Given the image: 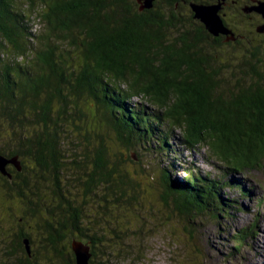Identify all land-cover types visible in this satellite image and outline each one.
Instances as JSON below:
<instances>
[{
	"label": "trees",
	"instance_id": "obj_1",
	"mask_svg": "<svg viewBox=\"0 0 264 264\" xmlns=\"http://www.w3.org/2000/svg\"><path fill=\"white\" fill-rule=\"evenodd\" d=\"M34 20L43 21V32L32 31ZM235 36H213L194 22L187 7L157 3L140 10L136 0H0V121L11 133V155L32 157L46 172V190L36 174L35 182L23 179L16 185L23 220L32 214L33 229L44 241L38 251L31 248L30 264H75L65 232L94 239L79 224V198L72 202L59 185L62 151L70 139L62 133L68 132L64 125L73 124L87 150L92 141L77 122L81 97L103 109L105 124L122 132L127 145L153 151V140H160L158 151L177 149L175 144L208 150L220 164L215 175L194 174L186 166L188 176L181 180L164 168L168 189L184 208L221 218L239 209L237 198L224 199L221 192L235 184L224 181L225 174L264 168V34L253 29ZM95 155L90 171L88 154L71 162L80 169L83 197L95 191L92 185L107 187L101 199L107 192L124 195L128 174L100 150ZM42 201L49 206L46 219ZM254 235V225L235 234V251L244 237ZM25 236L18 239L21 245Z\"/></svg>",
	"mask_w": 264,
	"mask_h": 264
},
{
	"label": "rangeland",
	"instance_id": "obj_2",
	"mask_svg": "<svg viewBox=\"0 0 264 264\" xmlns=\"http://www.w3.org/2000/svg\"><path fill=\"white\" fill-rule=\"evenodd\" d=\"M237 14H231L232 20L228 19L229 27H234L236 32L241 33L255 29V25L247 23L245 18ZM30 24L35 33L43 32L45 29L43 21L34 20ZM260 42H264V37ZM229 50H231L230 47L223 49L224 52ZM134 101L142 100L136 98ZM78 107L79 111H83L82 119L77 121L81 125V132H89L92 141L87 150L88 146L85 147L87 141L84 137H79V131H75L73 124L64 125L68 132L62 133L68 134L67 137L70 139H66L67 146H64L62 151L65 163L61 170L62 175H59V185L65 193L64 196L66 198L68 196L72 202L76 203L79 198L82 203L79 209L80 224L85 234H90L94 239L92 241L89 237H78L71 232H65L64 242L79 240L90 246L92 264H264V168L257 166L251 170L246 169L244 174L236 171L224 175V181L235 180L236 186L228 185L222 190V197L228 200L237 198L235 205L239 208L238 210L230 209L222 218L208 213V215L203 214L205 212L196 213L187 206L185 209L181 203L177 202L168 189L163 173L164 168L170 169L173 178L181 180L188 176L183 169H187L186 166L192 168L194 174L198 171H210L213 175L219 173L221 170L219 162L209 156L206 148L187 150L175 144L178 150L175 147H169L171 148L169 151L159 150L161 151L159 153L155 143H159L160 140H153L150 147L154 152L140 150L139 145L132 146L118 141L120 136L124 139L122 137L124 134L118 133L105 124L101 117L103 109L93 99L81 97ZM5 126V123L0 121V149L4 146L3 150L11 151L14 145L10 140L11 133L9 135L6 132ZM65 128L62 129L66 130ZM97 134L105 140L104 146L108 150L107 155L110 161L115 162V167L120 168L121 172L128 174L126 177L128 184L125 186L124 195H113L107 192L106 198L101 199L99 196H105L107 187L101 186L103 190H100L92 185L91 188L95 191L83 197L84 185L77 180L80 169L71 162L88 154L92 160L86 162L87 170L90 171V168L94 167L95 162L92 161L97 158L95 153L101 146L100 141L96 140ZM61 142L65 143L62 138ZM115 154H123V160H121L122 157H118L121 160L119 162ZM22 159L27 164L28 178L32 180L30 181L35 182L34 175H39L42 178L40 181L43 187L46 188V182L43 180L46 172L35 165L32 157L26 156ZM172 162H176L177 165L170 168ZM110 166L113 169L114 165ZM47 178L51 179L52 173L51 176L47 174ZM83 179L86 180V178ZM242 184L248 190L249 194L246 193L248 196H242L243 189L239 188H243ZM162 189L173 196L169 206L164 205L160 198ZM48 199L52 201V197L49 196ZM6 201L11 203V207L15 204L18 212L21 214L22 211L23 214L24 205L19 202V199L17 201L6 197ZM43 203L46 202L42 201L41 204ZM3 207L5 204L0 202V208L3 209ZM48 207L45 205L42 208L43 218H46ZM32 221L34 225L36 222L34 219ZM250 225H254L257 235L244 237L243 246L235 251L237 241L233 236L243 234L244 229ZM88 229L90 231H87ZM30 235L33 239L30 245L34 246L33 249L36 252L38 246H41L44 241L34 229ZM3 247L4 245L0 244L1 250L4 249ZM4 255H0V260L7 259V255Z\"/></svg>",
	"mask_w": 264,
	"mask_h": 264
},
{
	"label": "flooded vegetation",
	"instance_id": "obj_3",
	"mask_svg": "<svg viewBox=\"0 0 264 264\" xmlns=\"http://www.w3.org/2000/svg\"><path fill=\"white\" fill-rule=\"evenodd\" d=\"M261 1L264 0H154V4L158 3L165 7H172V6L176 8L187 7L190 11V14L192 15V19L194 20L195 23H197L198 26H202L204 24L201 22L200 19L195 17V13L192 9V5L219 4L220 9L218 13L220 14L224 23L227 26L229 25L228 19L230 20L232 18L231 14L238 13L237 16L245 18L246 22L255 25V29H256L258 25L264 23V18L262 14H260L257 10L254 9V7L258 6ZM138 5L140 4L138 3ZM229 28L232 29L234 32H236L234 27L233 28L229 27ZM204 29L207 30L205 25H204ZM261 34H264V32ZM220 36L224 37V39L225 38L227 39V36L223 34H221ZM0 154L8 159L13 158L14 156H19V161L21 166L19 169L13 162L10 161L6 165V173L0 171V202H3L5 204V207H3V209L0 208V244L4 245L3 247L4 249L3 250L0 249V255H4V254L7 255V259L0 260V264H30L32 259V253L29 254V252L27 251L26 240L29 241V245L30 242L33 241L30 235V232L33 229L32 214H30L31 216L27 215L26 220H23L22 211L20 214L15 204L14 207H11V203H7L6 201V197H8L11 199H15L17 201L19 199L20 200L19 202L22 203V198L18 197L17 195L16 185L18 183L17 181L19 180L25 179L28 182L31 180L28 178L29 174H27L28 167L20 155H15V154L11 155L12 150L5 151L1 148ZM30 176L32 177V174H30ZM43 177L46 182V174H44ZM29 194H31L29 190H26V195L29 196ZM17 201L15 202L18 204ZM66 202L67 200H63L61 203L62 206H66ZM44 204L46 205V203ZM79 222H81L80 219ZM43 227L46 228V221L43 223ZM87 231H90V229H88ZM23 234L27 235L24 237V239H22L23 240L22 245L24 246L23 248H25L26 252L22 249L20 250V247H22V245L18 241L19 237H21ZM83 237H88V236H83ZM30 248H33L32 245H30ZM18 250L20 251L18 252Z\"/></svg>",
	"mask_w": 264,
	"mask_h": 264
},
{
	"label": "water",
	"instance_id": "obj_4",
	"mask_svg": "<svg viewBox=\"0 0 264 264\" xmlns=\"http://www.w3.org/2000/svg\"><path fill=\"white\" fill-rule=\"evenodd\" d=\"M140 4V10L150 9L154 6V0H137ZM192 9L195 13V17L200 19L201 22L205 25L206 29L209 31L210 34H212L215 37L220 36L221 34L227 36V40H235V32L231 30L223 21L222 17L220 16L219 9L220 5H203V4H193ZM255 10H257L260 14H262L264 18V1H261L260 4L256 7H254ZM256 30L258 33L264 32V23L260 24L256 27ZM127 138V137H126ZM126 138L124 139H118L120 142L126 143ZM101 146L99 150L104 153L107 157L108 150L105 148L104 143L105 140L101 138ZM132 147V146H131ZM129 148V147H128ZM122 157L121 160H123L124 155L122 154H115V158ZM119 162L121 161L119 158L117 159ZM13 162L19 169H20V161L19 156H14L11 159L6 158L5 156L0 154V171L3 173H6V165L8 162ZM163 192L160 195L161 200L163 201V204L166 206H169L170 202L173 201L172 195L164 189H162ZM169 193V194H168ZM171 195V196H170ZM179 203V202H178ZM26 247L29 254H31V248L29 245V241L26 240ZM72 249L74 251L75 255V264H92L91 263V248L88 245H85L79 240H73L72 241Z\"/></svg>",
	"mask_w": 264,
	"mask_h": 264
},
{
	"label": "bare ground",
	"instance_id": "obj_5",
	"mask_svg": "<svg viewBox=\"0 0 264 264\" xmlns=\"http://www.w3.org/2000/svg\"><path fill=\"white\" fill-rule=\"evenodd\" d=\"M126 104V103H125ZM129 107V106H128ZM139 107V106H138ZM80 134V133H79ZM66 136V135H65ZM77 137V136H76ZM74 141V140H73ZM178 150V149H177ZM77 161V160H76ZM223 168V167H222ZM79 169V168H78ZM151 177V176H150ZM214 181V180H213ZM238 182V181H237ZM244 182V181H242ZM230 184V183H229ZM240 184V183H239ZM252 184V183H251ZM243 185V186H242ZM240 186H242L244 188V184H242ZM246 185V184H245ZM162 186V185H161ZM240 189H242L241 187H239ZM49 189V188H48ZM79 189V188H78ZM85 192V191H84ZM259 197V196H258ZM175 198V197H174ZM218 200V199H217ZM117 211V210H116ZM94 212V211H93ZM97 214V213H96ZM209 214V213H208ZM213 220V219H212ZM63 225V224H62ZM99 229V228H98ZM250 245V244H249ZM114 249V248H113ZM53 253V252H52ZM68 264V263H67Z\"/></svg>",
	"mask_w": 264,
	"mask_h": 264
}]
</instances>
